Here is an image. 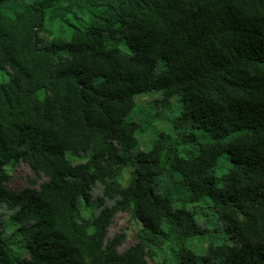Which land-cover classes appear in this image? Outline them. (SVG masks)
<instances>
[{
	"label": "trees",
	"instance_id": "16d2710c",
	"mask_svg": "<svg viewBox=\"0 0 264 264\" xmlns=\"http://www.w3.org/2000/svg\"><path fill=\"white\" fill-rule=\"evenodd\" d=\"M151 93L183 131L138 151ZM200 203L231 242L197 255ZM0 208V264H264V0H0Z\"/></svg>",
	"mask_w": 264,
	"mask_h": 264
},
{
	"label": "rangeland",
	"instance_id": "374dc122",
	"mask_svg": "<svg viewBox=\"0 0 264 264\" xmlns=\"http://www.w3.org/2000/svg\"><path fill=\"white\" fill-rule=\"evenodd\" d=\"M158 98H160L158 93L138 95L134 98L135 106L129 113L127 119L141 123L145 126L143 133L137 137L138 148L136 150L138 151H145L149 142L160 133L174 138L177 134L183 131L181 128H173L175 117H177L179 113V103H177L176 98H171L168 101L167 106L164 108H160L157 104H155V100ZM139 110L142 111V113H139ZM145 115L146 121L148 123L143 120V116ZM193 132L195 135H199L198 131ZM201 142H204V140L199 138L196 145L190 143V145L186 146L180 145L179 148L188 146L190 148H195L197 147L198 143ZM6 171L11 177L7 188L15 193L21 191L28 185V178L33 179L28 167L23 163H20L19 165L12 168H7ZM33 180L36 182V186L45 181L43 177ZM99 193L100 189L96 186L91 193L92 199H95ZM194 209L198 213L197 221L200 225L207 229V232L200 239H193L189 241L187 243L189 248H191L197 255H202L203 249L206 247L208 239L214 243L224 241L227 243L231 242L228 240L227 235L218 226L214 212L207 208L205 203L195 205ZM94 213L96 212L94 211ZM9 214V211L4 208H0V224L2 225L3 229L2 235L5 238L9 237L11 234V228H9L6 223V219L8 218ZM83 214L85 216L88 215L89 210H85ZM138 227V222L131 219L127 213L118 212L113 216L110 225L106 229V239L112 238L114 235L119 233H123V243L117 249L118 252L121 253L134 243V235ZM22 242L23 241L20 237H15L11 245L18 255H21L20 246L22 245Z\"/></svg>",
	"mask_w": 264,
	"mask_h": 264
}]
</instances>
